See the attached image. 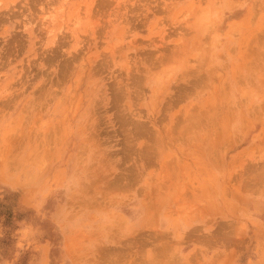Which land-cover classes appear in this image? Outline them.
Wrapping results in <instances>:
<instances>
[{
  "label": "rangeland",
  "instance_id": "1",
  "mask_svg": "<svg viewBox=\"0 0 264 264\" xmlns=\"http://www.w3.org/2000/svg\"><path fill=\"white\" fill-rule=\"evenodd\" d=\"M0 264H264V0H0Z\"/></svg>",
  "mask_w": 264,
  "mask_h": 264
}]
</instances>
